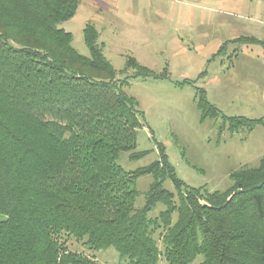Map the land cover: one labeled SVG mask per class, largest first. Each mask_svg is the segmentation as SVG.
Instances as JSON below:
<instances>
[{"label":"trees","instance_id":"trees-1","mask_svg":"<svg viewBox=\"0 0 264 264\" xmlns=\"http://www.w3.org/2000/svg\"><path fill=\"white\" fill-rule=\"evenodd\" d=\"M77 5L0 0V264H99L70 249L71 237L90 250L114 248L118 264H190L198 255L200 264H264V155L232 171L222 191L185 184L160 143L156 160L124 169L122 153H146L135 150L141 112L95 28H83L86 56L59 27ZM126 66L132 77H157L132 57ZM197 95L203 117L219 115L203 88ZM222 117L231 132L264 125ZM146 174L153 180L136 207Z\"/></svg>","mask_w":264,"mask_h":264},{"label":"rangeland","instance_id":"rangeland-1","mask_svg":"<svg viewBox=\"0 0 264 264\" xmlns=\"http://www.w3.org/2000/svg\"><path fill=\"white\" fill-rule=\"evenodd\" d=\"M86 24L97 31L115 76H128L124 90L141 112L135 150L146 153L136 159L122 153L117 162L124 169L156 160L160 143L185 184L222 191L231 184L232 171L258 164L264 125L231 132L222 115L264 118V0H78L75 14L59 27L88 56ZM130 57L157 77H132L135 68L126 66ZM198 88L219 115L202 116ZM152 180L148 174L137 178L136 207L142 206ZM163 187L175 192L169 179ZM162 208L158 203L149 215ZM68 246L99 264L119 262L112 247L90 250L72 237ZM201 260L198 255L190 264ZM158 264L168 263L159 257Z\"/></svg>","mask_w":264,"mask_h":264}]
</instances>
